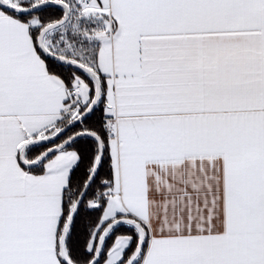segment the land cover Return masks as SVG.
Returning <instances> with one entry per match:
<instances>
[{"label": "snow or ice", "instance_id": "6c2138e0", "mask_svg": "<svg viewBox=\"0 0 264 264\" xmlns=\"http://www.w3.org/2000/svg\"><path fill=\"white\" fill-rule=\"evenodd\" d=\"M0 264H264V0H0Z\"/></svg>", "mask_w": 264, "mask_h": 264}]
</instances>
